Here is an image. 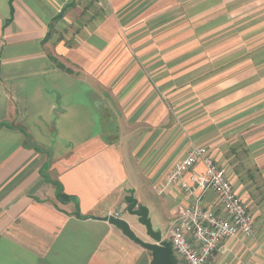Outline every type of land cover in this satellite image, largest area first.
Listing matches in <instances>:
<instances>
[{
	"label": "crops",
	"instance_id": "crops-1",
	"mask_svg": "<svg viewBox=\"0 0 264 264\" xmlns=\"http://www.w3.org/2000/svg\"><path fill=\"white\" fill-rule=\"evenodd\" d=\"M217 26L223 46L237 45L221 58L237 61L191 78L189 100L264 123V0H0V264H151L149 249L102 217L118 211L148 240L125 214L134 190L170 226L186 198L169 171L195 144L250 202L252 170L234 177L210 128L166 127V100L192 74L181 67L204 51L197 31ZM207 200L221 209L214 192ZM250 210L254 235L224 239L213 264H264V227Z\"/></svg>",
	"mask_w": 264,
	"mask_h": 264
},
{
	"label": "rangeland",
	"instance_id": "rangeland-1",
	"mask_svg": "<svg viewBox=\"0 0 264 264\" xmlns=\"http://www.w3.org/2000/svg\"><path fill=\"white\" fill-rule=\"evenodd\" d=\"M203 17L204 15L198 17V21L202 20ZM222 35V30L218 26L213 28V32L206 30L197 31L198 48L204 51L202 55L196 58L195 62L181 67V76L184 74L183 71L188 73L189 69H191L192 74L186 75L181 85H178L179 88L170 92V94L173 92L176 95V99L178 97V100H170L169 98L166 100L165 113L167 115L166 123L168 124L166 127L171 129L174 126V130H179L180 134L186 132L188 126H192L196 130L210 128L209 132L211 135L209 136L212 137V141L217 142V145L223 147V152L226 155L225 163L229 167V172L236 177V168L242 164H245L244 168L248 167L250 171L252 170L255 178L251 179L248 176L249 183L247 187L252 189V194L250 202L248 201L247 203L256 213V219L259 221V224L264 227V123L261 121L262 118L260 121H256L261 125L255 124L256 122L253 119H257V117L253 116L254 118H250L252 115L248 116L246 122L240 123L239 116L234 114V110H227L226 108L209 112L201 104V100L195 102L189 100V97H193L196 93L194 89L195 85L192 83L193 79L191 78H195V81L197 80L196 82H198L204 78V75L206 76L211 72L215 74L221 70L222 66L224 68L237 61V58L229 62L226 61V58H221V55H225L227 50L231 51L237 48L236 43L228 47L223 46L227 42L223 43L221 41ZM219 75L220 73L216 76ZM216 76L213 77L215 79L214 82L220 80L216 79ZM189 79H191L190 86L188 85ZM253 128L255 129L253 130ZM206 140L205 138H198V140L192 142L194 144L197 142L207 144ZM147 197L150 201L153 200L157 203L158 209L165 211L164 206H161L160 202L152 194H147ZM125 214L129 215L127 211ZM161 220L162 223H157V219L154 216L152 224L158 226L162 230L163 235L166 236L168 235L171 217L166 218V215L163 213ZM145 237L150 239L147 235Z\"/></svg>",
	"mask_w": 264,
	"mask_h": 264
},
{
	"label": "built area",
	"instance_id": "built-area-1",
	"mask_svg": "<svg viewBox=\"0 0 264 264\" xmlns=\"http://www.w3.org/2000/svg\"><path fill=\"white\" fill-rule=\"evenodd\" d=\"M200 161L205 163L206 170L192 171ZM168 184L179 188L186 198L178 206L165 236L178 256V264H213L214 254L224 239L238 233L254 235L253 213L205 145H193L174 163ZM211 191L221 209L207 203Z\"/></svg>",
	"mask_w": 264,
	"mask_h": 264
},
{
	"label": "water",
	"instance_id": "water-1",
	"mask_svg": "<svg viewBox=\"0 0 264 264\" xmlns=\"http://www.w3.org/2000/svg\"><path fill=\"white\" fill-rule=\"evenodd\" d=\"M128 203L126 211L131 215L137 216V222L144 226L145 234L150 239H144L130 224V221L123 217H116L108 215L102 217L109 222L117 225L124 234L141 244L143 247L149 249L152 253L151 264H177L176 260L171 254V245L167 239L163 237L160 228L154 229L151 217L149 216V209L138 203V199L134 196V190H130L125 196Z\"/></svg>",
	"mask_w": 264,
	"mask_h": 264
},
{
	"label": "trees",
	"instance_id": "trees-1",
	"mask_svg": "<svg viewBox=\"0 0 264 264\" xmlns=\"http://www.w3.org/2000/svg\"><path fill=\"white\" fill-rule=\"evenodd\" d=\"M58 197L62 200V201H67L70 200L71 196L66 195L62 192L61 187L58 186ZM176 262L178 263V259H176Z\"/></svg>",
	"mask_w": 264,
	"mask_h": 264
},
{
	"label": "bare ground",
	"instance_id": "bare-ground-1",
	"mask_svg": "<svg viewBox=\"0 0 264 264\" xmlns=\"http://www.w3.org/2000/svg\"><path fill=\"white\" fill-rule=\"evenodd\" d=\"M111 215H113V214H111ZM113 216H115V215H113ZM116 217H119V216H116ZM116 217H115V218H116ZM169 243H170V241H169Z\"/></svg>",
	"mask_w": 264,
	"mask_h": 264
}]
</instances>
